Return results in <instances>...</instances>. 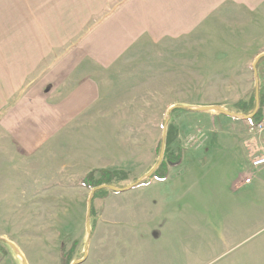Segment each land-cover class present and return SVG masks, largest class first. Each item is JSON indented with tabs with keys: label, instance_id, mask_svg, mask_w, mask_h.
<instances>
[{
	"label": "rangeland",
	"instance_id": "obj_1",
	"mask_svg": "<svg viewBox=\"0 0 264 264\" xmlns=\"http://www.w3.org/2000/svg\"><path fill=\"white\" fill-rule=\"evenodd\" d=\"M125 1L0 0V168H8L0 172V239L8 241L0 244V264L83 259L96 226L97 199L125 191L99 187L92 203L93 190L81 180L94 172L99 180L103 169L123 171L128 178L118 183L122 190L151 178L169 150L183 156L167 171L176 168L174 194L182 199L179 209L189 229L184 264H264V168L250 162L264 149V131L253 136L250 130L260 122L250 123L236 108L249 102L257 86L264 96V58L256 75L253 67L264 53V0L201 10L208 24L173 35L164 26L140 27L127 36L129 47L108 56L106 67L82 60L94 36L80 49L82 42ZM105 54L101 49L102 58ZM100 67L108 69L100 90L104 104L64 120L50 146L33 153L17 148L2 127L3 103L39 93L27 92L39 81L45 82L47 97L53 92L49 69ZM77 83L69 82V96L79 89ZM262 115L263 121L264 104ZM162 149L163 161L148 177ZM248 177L251 183L244 184ZM120 204L113 197L108 209ZM241 225L248 234L237 241ZM222 232L232 243L227 248Z\"/></svg>",
	"mask_w": 264,
	"mask_h": 264
},
{
	"label": "crops",
	"instance_id": "obj_2",
	"mask_svg": "<svg viewBox=\"0 0 264 264\" xmlns=\"http://www.w3.org/2000/svg\"><path fill=\"white\" fill-rule=\"evenodd\" d=\"M216 1L215 4V0H126L115 15L82 42L80 49L94 36L95 41L82 60L92 58L101 67H106L104 61L110 59L108 56L111 53L129 47L127 36L133 30L143 26H164L165 32L173 35L175 32H185L183 28L186 26L208 24L202 21L201 10L232 7L233 4L237 7L248 5V0ZM101 49L106 51L107 58L101 57ZM101 67L49 69L47 84L53 86V92L47 97L42 91L45 82L39 81L38 86L27 90H34V94L35 90H40L39 93H25L11 103L8 102L10 99L3 103L6 108L2 111L5 116L2 127L17 141V148L33 153L50 146L57 141L56 127H62L64 120L79 113L87 114L99 104H104L100 90L103 74L108 69ZM71 73H76L78 78L70 79L68 74ZM69 82L80 85L70 96V92H67ZM1 145L4 146V143ZM5 145L13 151L11 143ZM175 169H169L164 181L152 179L148 185L97 199L100 208L96 210V226L87 258L82 264H184L185 234L189 229L185 226L184 213L179 209L182 199L174 194V186L179 182L178 178L172 177ZM7 170L6 165L0 168V172ZM113 197L121 204L109 210ZM170 200L172 203L168 207ZM235 216L239 218L237 213ZM241 226L237 241L248 234V229L244 232ZM219 237L222 246L227 248L232 245L225 233L222 232ZM123 248H127L126 253Z\"/></svg>",
	"mask_w": 264,
	"mask_h": 264
},
{
	"label": "trees",
	"instance_id": "obj_3",
	"mask_svg": "<svg viewBox=\"0 0 264 264\" xmlns=\"http://www.w3.org/2000/svg\"><path fill=\"white\" fill-rule=\"evenodd\" d=\"M260 63H261V60L258 62L257 68H258ZM255 93H256V89L254 90L253 96L249 100V102L240 101V102H238L236 104V108L239 109V112L243 113V116L251 115L253 113V111L255 109V102H256ZM259 99H260L261 109L259 110L257 115L253 119H250V121H249L250 123L255 124V125L258 124L259 122H261L262 119H263L262 107H263V104H264V96H263V94L261 92L260 86H259ZM179 108H181V107L177 106V107L173 108L171 110V113L173 111H175V110H178ZM168 131L171 134V136L173 137V135L175 133L173 125H172V127H170V129ZM173 141H174L173 138H169L168 145H170ZM179 154H180V152H179ZM179 154L177 156H174L173 152H171L169 150V153H168V151H167V153H165V159L166 160L161 165V167L151 176V178L143 180L136 187L148 185L152 178H155V179H157L159 181H164L167 178V175H168V171H167L168 166L177 167L178 165L181 164L183 156L179 155ZM98 173L100 174V179L99 180H96L95 172H94V174L93 173L87 174L81 180V183H80L81 186L93 190V195H92V198H91V202L92 203L94 201L95 194L97 192L101 191V190H98L99 187H101V186H114V187L118 188V187H120V186H118L119 185L118 183L119 182L121 183L122 181H125L128 178V175L125 172H123V171H114V172H112V171L103 169V170L98 171ZM94 180H95V182H94ZM137 181H138V179L135 180L134 182L136 183ZM121 188H123V187H121ZM93 213H94L93 212V208L91 206V210H90V214H89L90 217H91V215H93ZM1 243H7V242L5 240L0 239V244Z\"/></svg>",
	"mask_w": 264,
	"mask_h": 264
},
{
	"label": "water",
	"instance_id": "obj_4",
	"mask_svg": "<svg viewBox=\"0 0 264 264\" xmlns=\"http://www.w3.org/2000/svg\"><path fill=\"white\" fill-rule=\"evenodd\" d=\"M264 57V53H262L261 55H259L258 57H257V59H256V61H255V63H254V65H253V67H254V69H255V75L257 74V71H256V67H257V64H258V62L260 61V59L261 58H263ZM175 108V107H174ZM217 109H219V110H223V109H221V108H217ZM258 109H259V87L257 86V88H256V108H255V111L253 112V114H251V115H249V116H242L245 120H250V119H252V118H254L255 117V115L257 114V112H258ZM224 111V110H223ZM227 115H231V116H240V115H238V114H232V113H229V112H227V111H224ZM163 158H164V149H162V151H161V154H160V157H159V161H158V163L154 166V168L152 169V171L149 173V174H147V176L148 177H150L153 173H154V171L161 165V163H162V161H163ZM141 180L142 179H140L137 183H135V184H132V185H130V186H128V187H126V188H124V189H117V188H115L114 186H102V187H100L99 189H103V188H109L111 191H128V190H130V189H133V188H135L137 185H139V183L141 182ZM87 227H88V230H90V223L88 222V225H87ZM87 248H88V246H86V254L84 255V257H83V259H81V260H78V261H75L73 264H82L85 260H86V258H87ZM25 264H27V263H25Z\"/></svg>",
	"mask_w": 264,
	"mask_h": 264
},
{
	"label": "built area",
	"instance_id": "obj_5",
	"mask_svg": "<svg viewBox=\"0 0 264 264\" xmlns=\"http://www.w3.org/2000/svg\"><path fill=\"white\" fill-rule=\"evenodd\" d=\"M264 131V120L261 121L255 128L250 130V133L255 135H259ZM251 163L254 168H264V149L262 152H256L251 155ZM252 179L250 177L244 180V184H250Z\"/></svg>",
	"mask_w": 264,
	"mask_h": 264
}]
</instances>
